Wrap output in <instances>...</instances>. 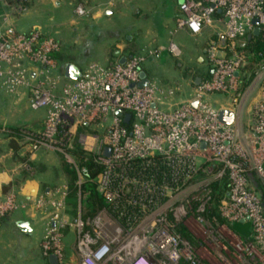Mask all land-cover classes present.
<instances>
[{
    "label": "built area",
    "instance_id": "1",
    "mask_svg": "<svg viewBox=\"0 0 264 264\" xmlns=\"http://www.w3.org/2000/svg\"><path fill=\"white\" fill-rule=\"evenodd\" d=\"M0 1L8 4L9 0ZM29 1L10 0L2 20L9 23L12 13L25 11ZM179 11L178 28L200 34L223 22L226 41L225 45H208L206 60L212 68L211 77L202 79L189 101L169 110L161 105L175 93L174 88L166 92L152 82L140 86L142 66L150 59H159L163 50L110 66L93 63L80 78L69 80L57 73L54 53L60 45L56 38L37 30L21 32L12 24L0 26L1 87L15 94L27 87L31 108L47 111L43 128L24 131L25 143L32 151L49 149L68 156L76 139L86 158L102 166L93 179L97 191L108 200L140 210L135 226L121 225L106 208L86 221L79 219L77 226L84 232L79 244L80 264H264V196L258 193L253 175L264 179V61L252 75L247 71L250 54L237 44L257 26L263 29L264 0H182ZM76 12L88 13L82 5ZM219 49L224 56L218 55ZM167 50L176 58L182 54L173 39ZM36 67L38 76L34 79L31 76ZM211 94H222L232 101L217 108ZM248 95L257 101L245 121L243 99ZM238 97L240 104L234 102ZM222 108L235 111L232 124L220 122ZM116 110L122 115H116ZM126 114H131L129 122L125 121ZM98 127L101 133H94L92 129ZM156 159L176 163L175 170L183 172L182 181L173 186L144 179L136 162ZM70 162L80 169L77 159ZM224 177L229 186L221 213L232 221H250L252 237L242 239L226 226L225 235L231 241L226 243L217 237L219 229L204 223L199 233L211 239L198 244L184 239L174 223L168 224V218L178 222L187 218L194 223L195 216L203 218L201 212L209 199L205 187ZM66 191L59 188L60 196L51 200L50 215L55 219L63 218L59 209L66 208ZM15 202L13 194L0 202V218L16 207ZM36 202L37 209H44L48 203L44 195ZM196 202L200 205L197 209ZM51 225L50 234H57L60 226ZM52 239L45 245L47 255H56L60 260L56 264H64L59 238Z\"/></svg>",
    "mask_w": 264,
    "mask_h": 264
},
{
    "label": "crops",
    "instance_id": "2",
    "mask_svg": "<svg viewBox=\"0 0 264 264\" xmlns=\"http://www.w3.org/2000/svg\"><path fill=\"white\" fill-rule=\"evenodd\" d=\"M181 1L30 0L25 11L12 13L9 23L2 20L1 14L9 9L8 4H12V2L9 0L6 4L0 1V26L7 27L12 24L18 31L26 33L37 30L43 36H51L59 42L67 40V38H93L88 43L91 46L95 41L98 43L97 38L104 36L101 35V30L98 28L110 25L109 21L116 12L128 8L131 11L127 19L128 22L122 21V25H125L126 28L119 29L117 31L119 35L116 38H110L112 35L105 36L108 37L106 38L108 44H106L107 48L103 54L92 55L88 58L82 55L85 54L82 51L79 55H63L59 51V61H63V64L68 61L75 62L84 71L93 63L109 66L114 64L117 58L120 60L128 59L149 51L163 50L159 59H150L143 68L150 82L163 88L162 85L158 84L159 78L155 67L165 57L168 60L167 47L169 41L173 39L185 52H188L189 49L191 56H195L198 64L178 65L183 70L182 74L186 79L174 88L176 90L175 96H168V99H164L168 103H162V106L172 108L174 104L180 105L189 101L199 84L196 82L197 78L200 77L202 81L209 71L206 60L208 45L212 42L225 45L226 41L221 38L225 31L223 22H217L214 26L204 29L200 34H193L187 28H178ZM80 4H83L82 6L88 10L87 17H81L77 14L76 8ZM144 9H146V13L141 15ZM85 18L89 20V24L85 22ZM118 25L120 24L118 23ZM82 28H87L83 36L79 33ZM144 28H148L147 33L140 35V32L145 31ZM57 73L61 74L59 64ZM36 76H38L37 67L34 68L31 77L35 79ZM165 81L166 78L162 82ZM5 92L8 91L0 85V107L5 112H8L6 110H9L10 106L16 107L18 102L22 103L20 107H25V110L23 109V116L20 114V116L13 118V115H9V113H3V116H0V195L9 190L18 192L23 198L34 197L39 193L42 194L43 191L49 195L51 194V187L58 185V182L54 177L48 178L43 171L53 168L63 172L61 162L53 150L32 151L30 145L25 143L23 136L25 130L43 128L47 111L31 108L30 92L27 87H21L17 94L11 92L12 100L9 99L8 101L1 99ZM217 96V94H211L210 100L220 108L224 105L218 106ZM24 220L31 224L32 232L30 234L24 233L18 226V222ZM43 224L44 218L39 214L38 209H22L20 212L9 216L8 230L11 232V242L15 245L11 258L13 264L28 263L20 261L22 256L26 258L28 252L37 255L36 260H31L35 261V264H50L40 247L44 230L42 227H45Z\"/></svg>",
    "mask_w": 264,
    "mask_h": 264
},
{
    "label": "rangeland",
    "instance_id": "3",
    "mask_svg": "<svg viewBox=\"0 0 264 264\" xmlns=\"http://www.w3.org/2000/svg\"><path fill=\"white\" fill-rule=\"evenodd\" d=\"M80 5H83V4H80ZM84 8L86 9L85 6H84ZM145 10L146 9L142 10L141 15H144V13H146ZM87 12H88V10H87ZM130 12L131 11L128 10V8H125L124 11L116 12L115 15L112 16L110 21H109L110 25L99 27L98 29L101 30L100 31L101 35H104V36H103V38H97L98 43L95 41V43L93 45L89 46L88 43H89V41L93 40V38H67V40H63L62 42H59V45H60L59 51L63 55L64 54H66V55L78 54L79 55V54H81V51H82L85 53L82 55H84L88 58L92 55L103 54V52H105L106 48H107L106 44H108L107 39H106L108 37H105V36L106 35L107 36L112 35L110 38H116L117 35H119V34H117V31L119 29L123 30L124 28H126L125 25H122V21L128 22L127 19L129 18V15L131 14ZM86 15H79V16L87 17ZM85 20H86L85 22H87V24L90 23L87 18H85ZM118 23L120 25H118ZM144 30L145 31L142 30L143 31L142 33L140 32V35H144V33H147L148 28H144ZM86 31H87V28H85V29L82 28L79 33L81 36H83L84 32H86ZM133 31H135V30H133ZM131 33H132V31H131ZM120 36H121V34H120ZM204 38H207V37H204ZM181 49H182V47H181ZM84 50H86V51H84ZM189 51L190 50L188 49V52L187 51L185 52L182 49V54L179 58L172 56L168 52V60L165 57L164 59H162L161 62L157 63L155 70H156L157 76L159 78L158 84L162 85L166 92H168L169 88H176V86L179 83H181L183 80L186 79L185 76H183V74H182L183 70L180 69L178 66L179 64H183L185 66L198 64L195 56H191L192 54ZM26 65L27 64H24L23 67H25ZM103 66H106V65H103ZM165 78H166V81L162 82V81H164ZM30 80H33V79H30ZM61 82L64 83L66 81H64V79H62ZM175 92H176V90H175ZM217 95H218L217 96L218 97V102H217L218 106L221 104H223V105L230 104V102L232 101L231 99H228L226 96H224L222 94H217ZM173 96H175V95L173 94ZM1 99L5 100V101H8L9 99L12 100L11 92H9V91L5 92L4 95L1 96ZM166 99H168V97ZM255 101H257V99L252 97V96L248 95V96L244 97L243 103H245V104H244V107L242 108L243 109L242 115H243V117H245V121L248 120L249 114L253 108ZM163 102L165 103L167 101L163 100ZM234 102L236 104H240V98L238 97L237 100ZM21 104L22 103L18 102V105L16 107L12 108V106H10L9 110H6L8 112H5L3 110V108L0 107V116H3V113H9V115H13V118L15 116H20V114L23 116L25 107L21 108L20 107ZM236 104H234V106ZM179 106H180L179 104L178 105L174 104V106H172V108H166V107L161 105L162 108L168 109V110L177 108ZM215 107H217V106H215ZM92 130L94 131V133L100 132L99 127L96 129H92ZM74 138H76V137H74ZM74 141H75L74 143L76 144V139ZM67 153H68L67 154L68 156H65L64 154L56 152V154L58 156L57 158L60 160V162L62 160H64L72 168L75 169V174L77 177L76 183L79 186V197H78L77 204L75 206H72L67 201V191H66V195H65L66 208L64 211L59 209L63 215V218L61 220L55 219L53 216L50 215V214H52V210H53L52 204H51V202L53 201V198L55 199L56 197L60 196L59 192H58L59 188H63V187L67 188L66 177H65L64 173L59 169L49 168L48 170H45V172L43 171V173H45V175L48 178L54 177L56 179V181L58 182V185L51 187V194H49V195L45 194L43 191L42 194L39 193L34 197L31 196L28 198H23L20 196V194L18 192L13 191V190H9L7 193L0 195V202L1 201L3 202L6 199V197L8 195H11V194L14 195V198L16 200V202H15L16 207L11 211H7L0 218V264H13L12 263L13 260H11V258H12V250L14 249L15 245L11 242V239H10L11 238L10 237L11 232L8 230L7 224H8L9 216H11L14 213L20 212L22 209H29V210L30 209H37L36 208V203H37L36 201L38 198H40L41 195H44L45 200H47V202L49 203V204L47 203V206H45L44 209L43 208L38 209L39 214L41 216H43V218H44V224L43 225L45 227H42V228H44V230L42 232L43 235L41 237V245H40L44 257L46 258L47 254L49 253V251H47L45 248L46 243L48 241L53 242L54 239H52V238L53 237L56 238L58 236L60 245L63 248V250L61 252L64 255L63 263L64 264H80L79 258H80L81 251L79 250V244L81 243V239L83 237L84 232L83 231L80 232L77 224H78L79 219H82L83 221L87 220L88 217L85 218L84 215L88 212L90 207L88 206V203L86 200L87 195L81 194V190H80V187L83 185L85 177H84L81 169L77 170L73 166V164L70 162V160L72 158L76 159L74 154L69 152V151ZM77 163H78V161H77ZM253 175H254V181L256 183L255 187H256L258 193L260 191L264 196V179L258 177L257 174H255V173ZM80 181L82 183H79ZM222 201L223 200H221L220 207L222 206ZM175 207H177V205ZM224 218H226V217H224ZM195 219L197 221L196 223L192 222L191 220H189L187 218L182 219L181 221L178 222L176 218L169 217L168 218V224L174 223L177 226V222H178V224H183V226L188 228L190 231L192 230L193 234L188 235V237H184V239H189L191 241L193 240L194 242H196V244L201 243L203 241V239H211L210 237H206V236L202 235L201 233H199L200 231L198 229L199 228L198 226H201V224L205 223L204 219L201 218L200 216H198V217L195 216ZM52 222L54 224L60 226L58 231L55 232L57 234H50L52 232V225H51ZM230 222H233V221L230 220L229 218H226V221H224V223L216 226V229H219L217 231L218 233L216 235H217V237H219L220 241L225 240L226 243L231 242L230 238H228V236L225 235V232H224V229L226 228V226H228L227 224ZM151 223H152V221H150L148 223V226L151 225ZM26 258H25V256H22V258H20V261L23 263L28 262L26 264H35V261H31V260H33V259L36 260L37 255H33V254L28 252V255L26 256ZM58 261H60V260H58ZM14 264H17V263H14Z\"/></svg>",
    "mask_w": 264,
    "mask_h": 264
},
{
    "label": "trees",
    "instance_id": "4",
    "mask_svg": "<svg viewBox=\"0 0 264 264\" xmlns=\"http://www.w3.org/2000/svg\"><path fill=\"white\" fill-rule=\"evenodd\" d=\"M237 44L239 48L244 49L250 54V63L247 67V71L252 75L256 71L258 63L264 61V27L259 35L253 36L251 39L247 37L238 39ZM59 52V51H58ZM58 52L54 53V57L58 61L60 66V72L64 75L63 61H59ZM120 59H115L114 63L119 62ZM145 65V64H144ZM144 65L142 68H144ZM110 66V65H109ZM212 75V68L209 67V71L205 74L203 79H208ZM251 75V76H252ZM245 81L248 82L247 73L245 75ZM247 82H244L243 87ZM76 157L79 167L85 177L83 185L80 187L81 194H86L87 203L90 209L84 215L85 218L92 217L100 210L106 208L109 213L123 226H135L140 221V210L128 206L125 203H118L112 200H108L104 195L97 191V186L93 182V179L102 171V166L94 162L91 158H86L85 153L81 150L78 143L74 145V149L71 151ZM62 170L67 180V201L70 205L75 206L79 197V186L76 183L75 169L72 168L66 161H61ZM176 163L165 162L161 159H156L153 162L148 160H140L136 162L135 167L141 172L144 179H154L159 183L167 182L173 186H176L182 181V171L175 170ZM177 173V174H175ZM229 180L227 177L214 180L205 187V191L209 193V199L204 203L201 216L205 223L216 227L219 224L224 223L226 218L221 213L220 203L226 196L228 190ZM45 194H47L44 191ZM198 203H194V208H198ZM123 214V215H121ZM237 235L242 239H250L253 235V226L250 221H233L227 224ZM177 232L184 238L191 235V232L183 226L178 224L176 226ZM49 259V255L46 256Z\"/></svg>",
    "mask_w": 264,
    "mask_h": 264
},
{
    "label": "water",
    "instance_id": "5",
    "mask_svg": "<svg viewBox=\"0 0 264 264\" xmlns=\"http://www.w3.org/2000/svg\"><path fill=\"white\" fill-rule=\"evenodd\" d=\"M255 24H258V21L255 20L254 21ZM261 32V28L259 26H257L254 31L248 35V39H251L253 36L259 35ZM223 40H225V37L222 36L221 37ZM222 46V45H220ZM219 56H224L225 52L221 49H219V51L217 52ZM126 60V58H123L122 60H120V62H124ZM83 75V70L82 68L77 65L75 62H65L64 64V76L69 79V80H77L78 78H80ZM141 78L142 81L140 82V86H147L150 83V79L148 78L146 72L144 70L141 71ZM197 84L201 82V78L198 77L196 80ZM192 105L196 106L197 102L193 101L191 102ZM116 115L121 116L122 115V111L121 110H116L115 111ZM236 117V113L233 109H229V108H222L219 112V120L220 122L226 124V125H230L234 122ZM131 118V114H126L125 115V121L129 122ZM263 208H264V203H263ZM18 226L19 228L26 234H30L32 232V227L29 221H20L18 222ZM49 261L50 264H56L58 262V258L56 255L51 254L49 255Z\"/></svg>",
    "mask_w": 264,
    "mask_h": 264
},
{
    "label": "bare ground",
    "instance_id": "6",
    "mask_svg": "<svg viewBox=\"0 0 264 264\" xmlns=\"http://www.w3.org/2000/svg\"><path fill=\"white\" fill-rule=\"evenodd\" d=\"M201 230H202V227L198 226ZM225 233H227L225 230H224ZM234 238V241L237 240L235 237Z\"/></svg>",
    "mask_w": 264,
    "mask_h": 264
}]
</instances>
